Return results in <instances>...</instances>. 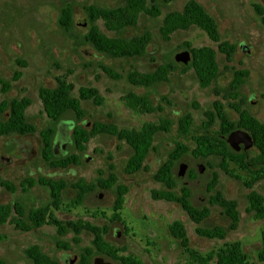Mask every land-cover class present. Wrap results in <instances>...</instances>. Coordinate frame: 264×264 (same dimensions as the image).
<instances>
[{"label": "rangeland", "instance_id": "rangeland-1", "mask_svg": "<svg viewBox=\"0 0 264 264\" xmlns=\"http://www.w3.org/2000/svg\"><path fill=\"white\" fill-rule=\"evenodd\" d=\"M186 1L159 0L161 13L158 16L140 12L136 24L125 27L120 32L107 30L98 19L96 23L100 30L108 36L130 38L146 31L151 34L140 58L117 60L97 52L89 43L83 42L82 34L87 26L83 6H118L124 4V0H0V80L10 83L7 91L1 90L0 83V101L29 97L31 103L25 111L36 126V131L32 134L0 136V176L16 186L15 191H8L0 186V203L19 201L28 206L42 205L49 200V189L39 184L37 179L60 178L68 187L62 193L63 205L54 211L55 215L61 220H81L99 227L106 226V240L115 246H124L126 250L120 254H131L142 264H190L188 254L168 232L167 226L173 219H179L184 224L189 247L201 254L217 250L225 242L239 240L242 250L248 256L246 264H260L255 256L260 248L264 219H253L246 211L245 194L248 189L242 180L225 175L214 161L211 165H206L203 160H194L187 152L179 161L186 162L194 173L192 177H188L186 170L178 178V183L190 189L191 200L195 205H207L209 192L206 184L212 179L213 172L217 174V187L226 197L237 201L239 210L236 229L229 231L224 239L199 236L194 230L196 224L178 202L156 199L151 195L153 189L161 188L152 179V173L166 158L174 142L182 139L177 134L178 120L187 113L191 114L194 118L193 128L197 129L203 111L218 97L214 88L222 87L231 80L232 69L244 68L249 71L239 87V97L243 105L258 120L264 122V24L253 7L254 3L264 6V0H197L216 19L222 40L235 44L230 62H226L217 51L220 72L210 86L200 87L193 70L190 68L181 72L180 67L169 74L167 81L149 88L133 86L126 80V73L132 68L145 72L160 64L176 63L175 55L186 49L183 46L185 41L194 47L208 45L217 50V42L212 41L196 25L176 30L168 39L161 36L159 27L165 12L180 10ZM66 5H70L73 11L71 32H65L57 23L59 10ZM101 66L109 67L121 77L115 79L108 76ZM17 71L20 75L12 80ZM64 74L67 81L73 84V96H77L79 86L88 85L96 87L104 98L101 105L82 101V107L86 111L83 126L86 128L96 120H111L120 128H139L145 122H157L160 118H167L172 122L168 132L155 136L154 149L146 156L142 169L131 174L124 172V162L131 148L112 135L93 136L87 142L85 151H78L72 139L74 120L70 113L51 124L43 110L38 88L53 86L55 76ZM128 90L147 94L152 104L159 109L142 112L129 107L123 99ZM225 110L231 119L237 118V113L232 108L226 106ZM48 126H54L58 133L54 155L65 157L79 154L81 161L78 164L66 168L53 167L41 158L40 131ZM255 149L251 144L246 150L254 152ZM197 162L203 164L200 172L197 171ZM109 164L113 165L117 183L128 188L120 210L121 220L110 219L115 197L114 186L91 191L79 206H68L77 194V189L70 184L80 180L95 183L98 178H106ZM230 167L234 165L231 164ZM177 169L178 163L174 171ZM236 172L242 179L246 178L244 171ZM25 178L35 180V184L23 191L20 183ZM254 189L264 196V179L256 181ZM228 223V218L220 213V208L216 205L211 207L210 215L203 222L204 225ZM0 236V264H32L25 253V249L32 244H36L59 264H79L80 253L84 248L90 247L92 238L89 232L82 231L76 237L78 241L74 242L71 231L59 235L55 232V227L49 224L21 231L9 222L0 225ZM89 264L122 263L94 252Z\"/></svg>", "mask_w": 264, "mask_h": 264}, {"label": "trees", "instance_id": "trees-1", "mask_svg": "<svg viewBox=\"0 0 264 264\" xmlns=\"http://www.w3.org/2000/svg\"><path fill=\"white\" fill-rule=\"evenodd\" d=\"M162 1L167 2L168 0ZM158 2L159 0H124V4L118 6L95 4L83 6L87 22L86 29L82 34L83 42L89 43L97 52L113 59L140 58L151 39V34L148 31L130 38L108 36L100 30L96 21L100 19L107 30L120 32L125 27L135 25L140 12L149 16H158L161 13ZM253 7L264 24V6L254 3ZM57 23L65 32L72 31L73 11L70 5L60 8ZM191 25L198 26L206 32L212 41L217 42V50L208 45L194 47L191 46L190 42L185 41L183 46L190 54V60L187 64L179 66L177 62L174 64L164 63L145 72L132 68L125 75L128 83L136 87L149 88L159 82L167 81L169 74L176 67H180L181 72L191 68L200 87L205 88L213 84L220 72L217 51L223 55L226 62H230L235 51V44L228 40H222L216 19L197 0H187L180 10L165 12L159 31L164 39H168L176 30L187 29ZM101 68L112 78L121 77L109 67L101 66ZM248 74L249 71L244 68L232 69L231 80L222 87L214 88L218 97L211 102L209 108L203 111L197 129L193 128L194 118L191 114L187 113L178 120L177 134L182 139L174 142L166 158L151 175L152 179L161 186L160 189L151 191L152 197L178 202L196 224L194 230L201 237L224 239L229 231L236 229L239 222V210L237 201L226 197L217 187L218 178L215 172H213L212 179L206 184L209 192L207 205L197 206L192 202L190 189L186 185L178 183V177L174 172L175 165L187 152L193 158L203 160L206 165H211L214 161L225 175L236 180H242L243 185L248 189L245 194L246 211L250 213L253 219H264V196L254 189L255 182L264 179V122L258 120L243 105V101L239 97V87ZM19 75L20 72H15L12 80L18 78ZM0 83L2 84V91L9 89L10 83L8 81L0 80ZM72 90L73 84L67 81L65 74L55 76L53 86H40L38 88V96L43 110L51 124L58 122L68 113L72 114L74 120L72 139L80 152L85 151L86 144L91 137L99 134L112 135L117 140L124 141L131 148L123 167L127 174L134 173L144 167L146 156L150 150L154 149L155 136L171 129L172 122L167 118H160L157 122H145L139 128H120L111 120H96L92 122L89 128H86L83 126L86 111L82 107V101L101 105L104 98L93 86H79L77 96L72 95ZM123 99L129 107L142 112H154L159 109L152 104L145 93H135L128 90L123 95ZM30 103L31 100L27 96L0 101V136L26 135L36 131V126L25 111ZM226 106L237 113L236 119L229 117L225 110ZM235 128H242L250 133L256 148L254 152L235 151L227 144L225 137ZM55 133L56 128L54 126H48L40 131L41 158L53 167L66 168L69 165L78 164L81 161L79 154L65 157L54 155L52 145ZM231 164L234 167L231 168ZM108 169L107 177L98 178L95 183H84L81 180L71 183L70 186L77 189V194L70 200L68 206H79L91 191L110 189L114 186L115 197L110 219L120 221V210L128 188L126 185L117 183V176L113 172L112 164H109ZM236 171H244L246 178L242 179ZM193 173V169L190 168L187 176L192 177ZM37 182L48 187L49 200L38 206H28L19 201L0 203V225L9 222L16 229L29 231L49 224L55 227V232L59 235L71 231L74 242L78 241L76 237L82 231H87L92 236L91 245L84 248L80 253L79 264H89L90 256L94 252L105 254L124 264H142L139 259L131 254H120L126 250L124 246H115L106 240L105 235L108 232L106 226L99 227L91 222L81 220H61L55 215L54 211L59 210L63 205L62 193L68 187L63 179L39 177ZM33 184H35V180L25 178L20 186L23 191H26ZM0 186L8 191L16 190V186L12 182L1 176ZM213 205L218 206L220 213L228 218L229 223L227 225L203 224L210 215ZM167 228L169 234L179 241L180 246L188 254L190 264H210V261H213L212 264H246L247 262L248 256L242 250L239 240L225 242L217 250L201 254L189 247L185 226L179 219H173ZM25 253L32 264H59L56 259L42 252L36 244L28 246ZM255 258L260 264H264V228L260 232V248Z\"/></svg>", "mask_w": 264, "mask_h": 264}, {"label": "water", "instance_id": "water-1", "mask_svg": "<svg viewBox=\"0 0 264 264\" xmlns=\"http://www.w3.org/2000/svg\"><path fill=\"white\" fill-rule=\"evenodd\" d=\"M175 59L176 61H178L181 64H186L189 60H190V55L189 52L187 50L181 51L176 53L175 55ZM227 144L234 150H239L240 149V143H242V148L243 149H247L252 143H253V139L251 137V135L249 134L248 131L244 130V129H234L231 130L226 138H225ZM198 170L201 171L203 169V164L200 162L198 163ZM186 168V164L185 163H181L179 166V175H183L184 170ZM73 258L70 260L72 261Z\"/></svg>", "mask_w": 264, "mask_h": 264}, {"label": "flooded vegetation", "instance_id": "flooded-vegetation-1", "mask_svg": "<svg viewBox=\"0 0 264 264\" xmlns=\"http://www.w3.org/2000/svg\"><path fill=\"white\" fill-rule=\"evenodd\" d=\"M185 50H187V49H185ZM184 51V50H183ZM188 51V50H187ZM190 55V54H189ZM176 60V59H175ZM177 63H179L178 61H177ZM188 63V62H187ZM186 63V64H187ZM179 65H181V63H179ZM184 65V64H183ZM235 129H237V128H235ZM240 129H242V128H240ZM234 130V129H233ZM245 130V129H244ZM247 131V130H246ZM250 134V133H249ZM227 136V135H226ZM252 137V136H251ZM57 138H58V133H55V136H54V142H53V145H52V151H53V153H55V146H56V141H57ZM226 138V137H225ZM253 144V143H252ZM239 150H246V149H243L242 148V143H240V149ZM239 150H237V151H239ZM236 151V150H235ZM194 160H199V159H195L194 158ZM181 163H185L186 164V168H185V170H184V173H185V171L186 170H189L190 168H188V164L186 163V162H181V161H178V169H177V171L175 172V175L179 178V177H181V176H183V175H179V166H180V164ZM198 163H200V162H197L196 164L198 165ZM197 171L198 172H200L199 170H198V166H197ZM188 172V171H187ZM183 173V174H184ZM111 258V257H110ZM113 259V258H112ZM114 260H116V259H114ZM119 261V260H118ZM119 262H121V261H119ZM122 263V262H121ZM122 264H124V263H122Z\"/></svg>", "mask_w": 264, "mask_h": 264}]
</instances>
